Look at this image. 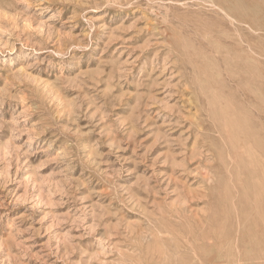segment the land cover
I'll return each instance as SVG.
<instances>
[{"label": "rangeland", "instance_id": "1", "mask_svg": "<svg viewBox=\"0 0 264 264\" xmlns=\"http://www.w3.org/2000/svg\"><path fill=\"white\" fill-rule=\"evenodd\" d=\"M263 178L264 0H0V264H264Z\"/></svg>", "mask_w": 264, "mask_h": 264}, {"label": "bare ground", "instance_id": "2", "mask_svg": "<svg viewBox=\"0 0 264 264\" xmlns=\"http://www.w3.org/2000/svg\"><path fill=\"white\" fill-rule=\"evenodd\" d=\"M214 2H215V1H214ZM214 2H213V3L211 2V3H212V6H213V4H214V6H217ZM208 6H209V5H208ZM216 9H217V8H216ZM209 10H210V9H209ZM237 35H238V34H237ZM239 38H240V37H239ZM247 70H248V69H247ZM246 89H247V88H246ZM237 121H238V120H237ZM263 180H264V178H263ZM263 187H264V186H263Z\"/></svg>", "mask_w": 264, "mask_h": 264}]
</instances>
